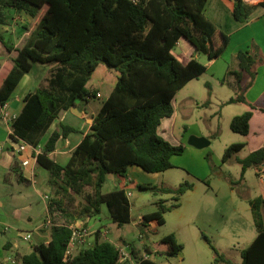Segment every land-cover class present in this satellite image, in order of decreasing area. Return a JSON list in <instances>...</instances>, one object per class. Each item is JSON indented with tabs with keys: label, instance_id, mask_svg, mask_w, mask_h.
<instances>
[{
	"label": "trees",
	"instance_id": "1",
	"mask_svg": "<svg viewBox=\"0 0 264 264\" xmlns=\"http://www.w3.org/2000/svg\"><path fill=\"white\" fill-rule=\"evenodd\" d=\"M208 0H0V23H7L6 9L24 10L35 16L42 8L36 26L22 45L8 43L2 34L0 41L8 50L9 69L0 74V105L6 102L23 75L34 63H52L46 85L37 86L23 98V105L11 123L10 137L22 139L31 146L41 145L37 163L48 170L56 193L86 192L92 198L85 211L99 213L106 205L110 220L117 225L131 219L130 202L123 188L102 192L107 174L124 175L129 166L137 165L146 172L165 171L173 167V155L183 153V143L173 144L158 131L161 121L174 112L176 91L189 80L202 74L206 66L191 57L186 63L173 52L179 38H185L197 53L209 59L218 57L229 42L226 32L219 29L204 14ZM264 7V0L258 3ZM255 5L244 0H232L231 14L239 22L248 20ZM257 46V45H256ZM256 46H254L256 48ZM240 49L234 58L237 68L228 70L236 81L235 95L223 104L240 102L247 109L234 115L230 129L242 135L250 131V121L257 113L264 118V107H256L246 98V91L256 77V67L263 63L260 50ZM103 63L113 69L116 81L108 96L103 98L88 131L76 145L65 164L54 161L49 153L61 136L75 131L61 124L42 138L61 110L75 105L77 99L88 100L98 96V87H87V81L97 66ZM249 75L242 83L244 74ZM245 142L229 144L223 155L226 161L238 152ZM241 174L253 167L256 176L264 171V145L237 159ZM20 181H28L19 174ZM190 181L177 187L143 186L154 194L169 193L174 200L142 215V226L152 220L164 222L163 214L180 205L181 196L193 188ZM257 229L254 239L240 250L239 264H264V196L248 199ZM54 213L52 203L48 204ZM48 227L49 239L32 246L29 253L14 264H120L119 253L113 242L95 241L80 249L64 262L63 255L71 237L70 223ZM141 236L146 232L141 229ZM202 238L215 253L214 261L235 264L220 253L203 232ZM123 242L128 243L123 240ZM133 251L136 247L130 244ZM148 256L138 264H159L156 254L176 255L183 246L174 234L155 243L143 244Z\"/></svg>",
	"mask_w": 264,
	"mask_h": 264
},
{
	"label": "rangeland",
	"instance_id": "2",
	"mask_svg": "<svg viewBox=\"0 0 264 264\" xmlns=\"http://www.w3.org/2000/svg\"><path fill=\"white\" fill-rule=\"evenodd\" d=\"M257 12L258 10L252 12L248 20L245 21V26L240 29L242 31L239 35L249 45L245 49L255 48L258 41H252V37L256 36V39L259 40L257 30H264V16H260ZM22 27L23 25L19 27V30H23ZM255 49L258 50V46ZM173 52L177 56L181 50L176 45ZM177 57L182 61L179 56ZM194 57L202 62L208 60V57L203 53L195 52ZM54 66L52 63H34L28 76L34 80L35 86H41L44 78L47 75L50 76ZM116 74L117 72L103 63H100L92 72L86 86L88 88L97 86L101 91L102 98L92 97L88 100L91 107L99 109L102 99L108 95L116 81ZM224 77L225 79L221 83L213 78L210 72H203L176 91L173 98L174 113L170 117L164 118V120L168 118L172 122V126L162 135L171 142H181L186 147L183 153L173 155L171 159L173 167L161 172H145V175L139 178L144 183L143 186L157 185L175 188L181 182H192L193 188L183 195L182 204L193 208V213L187 214L185 218H180L182 207L173 208L163 214V223L155 221L151 227L142 226V223H138V221L142 220L144 213L156 210L159 200H164L166 205H170L174 200L169 193L154 194L150 189L141 188L138 185L132 187L130 186L131 182H128L131 219L128 223L119 226L110 220L106 205L102 207L103 211L100 206L99 213L84 212V206L89 204V200H92L90 195V198L87 196L93 191L92 188L80 193L73 190L66 194L56 193L51 186L48 170L37 166V170L40 172L36 177V182L18 181L17 178L22 173L16 168L10 176H7L13 185H7L4 189L2 182L5 171L1 165L0 200L3 205L0 206V219L2 222L3 219L6 220L5 223L10 226V232L0 233V250H2V243L6 240H11L17 245L11 250L12 253H15L16 250L19 252L28 251L34 243H37L40 237L39 228L45 217V205L52 203L55 212L49 213L51 222L78 225L85 223L91 231L86 243L75 249L74 253L93 245L95 241L123 242L125 240L136 247L137 254H143L146 251L143 248L144 243L154 246L159 240L174 234L180 240L177 239L183 246L182 250L178 254L170 256L156 254L157 263L216 264L213 249L201 236L203 232L220 253L233 263L239 264L241 262L240 250L250 243L249 236L245 233L237 240L215 236L216 229L214 227L217 224L220 225V222L217 223V220L220 219L209 215V209L218 203L226 205L228 209H235V206L227 200V190L232 188L234 197L238 199L236 209L244 223L250 220L255 228L252 211L244 200L254 198L262 193L264 184L256 176L253 167H248L243 175L241 174V166L234 160V155L243 157L246 155V149H240L226 161H222L226 147L244 139V135L230 129L229 123L234 115L242 113L246 107L240 102L225 107H222L224 105L222 102L219 103L220 100L235 95L234 76L226 75ZM80 100L77 99L76 102L78 103ZM191 135L209 137L211 140L207 138L208 145L196 147L188 142ZM16 143L18 144V142ZM110 188V182L105 181L101 190L105 192ZM212 192L217 193V198L212 195ZM45 195H47L46 198ZM28 206H30L29 210ZM100 229L105 232H100ZM141 229L146 232L143 237L140 236ZM25 233L30 234L28 240L22 239V235Z\"/></svg>",
	"mask_w": 264,
	"mask_h": 264
},
{
	"label": "crops",
	"instance_id": "3",
	"mask_svg": "<svg viewBox=\"0 0 264 264\" xmlns=\"http://www.w3.org/2000/svg\"><path fill=\"white\" fill-rule=\"evenodd\" d=\"M244 1L247 4L255 5L256 7L253 12H256L258 10L257 13L260 16H264V7L258 5V3L262 2L263 0H244ZM231 5H232V0H208L204 11L205 16L212 23H214L215 26L226 32L227 35L229 36V42L227 44V47L218 57L212 59L208 58L206 62L200 61L206 66L204 72H210L211 76H213V78L220 81L221 83H223V80L225 79L224 76L230 75L228 74V70L237 68V61L234 58L235 53L238 50L245 49L247 46H249L247 41L243 40L242 36L239 35V33H241L242 31L240 29L243 26H245L246 22H239V21L237 22V20L231 14ZM5 11L7 13L8 21L7 23H0V34L4 36V39L8 43L17 46V45H22L27 40L29 33L36 26V22L38 21V18L42 13L43 8L35 16L29 15L24 10L16 11L13 8L6 9ZM240 23L243 24L240 25ZM22 25H23L22 27L23 30H19L20 29L19 27ZM257 32L259 33V40L256 39V36H254L252 37V41L253 40L258 41L257 42L258 44L256 45L258 46L260 53L263 55L264 58V30H257ZM176 45L181 50V53H179L177 56H179L182 59L183 63H186L189 58L194 57V54L196 52L194 46L191 43H189L185 38L183 37L179 38ZM8 54L9 52L6 49L5 45L0 41V74L6 72L10 67V62L8 61ZM256 70L257 73L255 80L252 86L246 91L245 94H246V98L250 103H252L256 107H264V61L263 63L257 65ZM29 72L23 75L19 84L11 94V97L7 100L9 111L13 115H17L18 112L20 111L23 105V98L26 95V93H28L31 90H34V88L37 87L33 83L34 80L28 76ZM48 77L49 75H47V77L44 78V81L43 83H41V85H46ZM248 79H249V75L245 73L242 79V83L243 84L246 83ZM235 85H236V81H235ZM235 90H236V86H235ZM107 96L108 95H106V97ZM229 97L220 100L219 103L221 102L224 103ZM96 98H102V94L100 90L98 91V96ZM90 99L91 98H89L88 100ZM88 100H80V102L78 103L75 102V105L71 106L70 108L66 110H61L57 118L53 121L51 126L43 135L42 141L44 142L53 129H58V130L60 129L61 124L69 125L75 128V131L68 133L66 136L59 137L58 140L56 141L55 148L49 153V156L59 164H65L69 160L72 151L74 150L76 145L80 142L84 134L88 131L92 123L93 117L98 112V108L96 109L94 107H91L90 102ZM230 104H234V103L224 104L223 106L222 105L221 106L225 107ZM246 109L247 106L243 109V111H245ZM170 126H172V122L168 118L166 120H164L163 118L158 128L159 133L162 135V133L165 132ZM10 132H11L10 126L6 124L5 121L0 116V166L2 165L5 171L3 174L4 177L2 182L4 189H6L7 185L10 186L13 185L12 182L7 178V176L8 175L10 176L11 172H14L16 168L19 172L22 173V175L25 178L30 180V183L36 182V177L39 176L40 170L39 171L37 170V166L38 168H41V166H39V164L36 161V157L32 156L33 155L32 149L27 148L22 152L17 151L16 149L17 143L10 137ZM207 138L211 140V138L209 137ZM239 142H245V145L242 149H246V153H245L246 155L251 151L263 146L264 118H262L259 114L256 113L250 121L249 133L247 135H244V139H242ZM171 143L176 144L173 141ZM40 147L42 148L41 145ZM238 158H242V157H238L237 155H234V160L236 162H238L237 161ZM22 159H29V164H27L26 166H22L20 163ZM145 172L146 171L141 169L139 166L132 165L128 167L127 172L124 175H120L117 173L107 174L106 181H109L111 184V188L108 191L112 190L115 187L123 188L122 182L124 181V179L125 180L127 179L128 182H131L130 186L132 187L135 185L139 186L144 184L142 181L139 180V178L140 177L142 178L143 175H145ZM17 180L20 181L18 178ZM21 182H26V181H21ZM127 188L128 185L127 187H124V190L128 191ZM70 190L71 189H69V191ZM187 192H185L183 195H185ZM183 195L180 198V205L176 207L177 209L182 207V210L180 212V218H185L187 217V214L189 215L191 212L193 213L194 211L193 208H189L187 206H184V204H182ZM212 195L215 198H217L216 192H212ZM227 195H228L227 198L228 202L234 205L235 209H228L226 205H222L220 203L213 205L209 209V215L213 216V218L220 219L219 221L217 220V223L220 222V225L217 224L214 227L216 229L215 236L224 237V238H233L232 240H237L240 236L247 233V235L249 236V241L251 242L257 234L256 226L255 228H253L254 226L252 224V221L250 220L247 221V223H244L242 216L240 215L239 211L236 209L237 206L236 204L238 202V199L234 197V190L232 188H229V190H227ZM259 195L264 196V191ZM11 196H13V194H11ZM244 201L247 202L249 208L251 209L248 203V199ZM2 205L3 202L2 200H0V206ZM104 206H105L104 204L101 205L102 211H103L102 207ZM27 209L29 210L30 206H28ZM49 213L50 212L48 209V204L46 203L45 217L43 219V222L46 218H49ZM155 221L156 220L150 221L147 226L151 227ZM3 222L4 224H6L5 219H3ZM9 227L10 226L7 225V229L0 230V233H9L10 232ZM42 227L44 226L42 225L39 228L40 237L37 243L41 241L47 242L49 239L48 227L45 228ZM178 241L180 240L178 239ZM16 246H17L16 243H13L11 240L4 241L2 243V250H0V260H5L10 257H14L15 259H18L20 255L29 253L32 250V247H30L28 251L19 252L18 250H16L15 253H12L11 250L16 248ZM8 251L10 252L8 253ZM216 264H224V263L216 262Z\"/></svg>",
	"mask_w": 264,
	"mask_h": 264
},
{
	"label": "built area",
	"instance_id": "4",
	"mask_svg": "<svg viewBox=\"0 0 264 264\" xmlns=\"http://www.w3.org/2000/svg\"><path fill=\"white\" fill-rule=\"evenodd\" d=\"M130 1L133 3H137L140 0H130ZM0 116L5 121V123L8 124L11 128V123H12V121L16 115H13L10 113L7 101L0 105ZM17 142H18V144H17L16 149L18 152H22V151L26 150L27 148H30L33 151L32 156L36 157V155L41 151L40 145L31 146L26 141H24L22 139H19ZM20 163L22 166H26L27 164H29V159H22L20 161ZM258 179L260 180V182L262 184H264V171H262L259 174ZM127 185H128V180L124 179V181L122 182L123 189H124V187H127ZM125 192H126L127 196L130 195V192H128V191H125ZM46 197H47V195H45V198ZM138 223H142V220H139ZM52 224L53 223L51 222L50 218H46L42 225L44 227H49ZM69 227H70L72 233H71L70 240L66 246L64 255H63L64 262H68L70 256L74 254V250L79 248L80 246L84 245L86 243L88 237L91 234L89 227L85 223L80 224V225L69 224ZM2 229L6 230L7 225L4 224L0 219V230H2ZM99 231L102 233L105 232L102 229H100ZM29 238H30L29 233H25L22 235L23 240H28ZM113 244L115 245L116 249L118 250V253H119L118 262L120 264H138V260L141 257L145 258L148 256V253L146 251L143 254H137L136 251H133L130 243L113 242ZM15 262H16V259L14 257H10V258H7L5 260H0V264H14Z\"/></svg>",
	"mask_w": 264,
	"mask_h": 264
},
{
	"label": "water",
	"instance_id": "5",
	"mask_svg": "<svg viewBox=\"0 0 264 264\" xmlns=\"http://www.w3.org/2000/svg\"><path fill=\"white\" fill-rule=\"evenodd\" d=\"M189 144L196 147H203L209 144V140L202 136L191 135L188 139Z\"/></svg>",
	"mask_w": 264,
	"mask_h": 264
}]
</instances>
